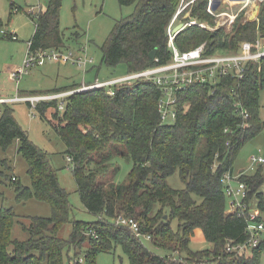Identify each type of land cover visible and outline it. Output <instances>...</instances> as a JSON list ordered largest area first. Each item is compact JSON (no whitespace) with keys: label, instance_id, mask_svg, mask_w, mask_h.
<instances>
[{"label":"trees","instance_id":"obj_1","mask_svg":"<svg viewBox=\"0 0 264 264\" xmlns=\"http://www.w3.org/2000/svg\"><path fill=\"white\" fill-rule=\"evenodd\" d=\"M191 1L178 20L213 23L206 9L209 0ZM133 12L116 21L101 46V64L107 68L125 65L127 72L142 71L171 59L166 29L180 0H117ZM61 0H47L46 8L35 20V30L27 42L29 51L64 49L60 29ZM237 17L229 32H213L198 26L185 27L174 40L180 52L205 43V53L237 51L249 42L253 50L264 36V0L253 21ZM1 26V23H0ZM71 32L67 40L77 41ZM155 51L158 63L149 57ZM76 88H58L48 93ZM264 90V61L250 63L241 81L224 78L212 93L207 85H189L177 92L176 117L162 123L158 112L161 91L149 81L70 95L63 112L58 101L38 104L36 113L45 119L65 146L71 159L76 192L94 222L72 218L69 194L63 189L47 152L32 143L13 116L10 105H3L0 116V150L19 142L18 154L26 161L30 187L14 186L15 200L34 198L48 204L49 217H29L22 229L24 241L12 239L16 220L12 208H0V264H97L101 253L119 247L128 264H260L264 245L247 255L236 257L225 252L226 241L245 240L243 219L225 211L221 180L233 173V162L251 139L264 130L259 117V94ZM40 94V93H37ZM47 94V93H46ZM237 97L248 119L237 116L233 108ZM242 125H246L242 127ZM115 156L125 157L132 167L123 184H114ZM6 160L0 159V184L16 182L5 175ZM178 173L183 190L170 188L166 179ZM3 178V180H2ZM248 193L264 212V163L251 176H240ZM118 216L135 220L139 235L115 224ZM176 227L173 228V222ZM70 225L66 239L59 230ZM201 230L211 249L193 252L189 243ZM148 236L146 241L143 237ZM148 242V245L145 244ZM156 251H163L159 255ZM82 259V262H79Z\"/></svg>","mask_w":264,"mask_h":264},{"label":"rangeland","instance_id":"obj_2","mask_svg":"<svg viewBox=\"0 0 264 264\" xmlns=\"http://www.w3.org/2000/svg\"><path fill=\"white\" fill-rule=\"evenodd\" d=\"M214 1L215 5L220 4L221 9H224L223 0ZM36 4H39L41 10L44 11L47 0H0V96H14L15 90L21 95L23 93L46 94L58 88L73 85L79 87L82 84H92L96 80L104 82L127 75V69L123 64L114 68H107L104 64H101L100 48L105 43L115 22L130 15L133 12V7H121L117 0H61L59 21L60 29L64 32L66 41L65 48L67 49H64L74 56L91 59L92 63L83 71L70 63L48 62L30 69L17 85L12 82L9 79V73L22 64L28 51L27 42L31 39L35 30V19L27 12L29 6ZM15 9L18 11H15ZM212 19V24H214V18L212 17ZM246 20L247 18L242 19V21ZM231 29L224 28L223 30L229 32ZM73 31L79 35L78 40L75 42L67 40ZM10 34L15 35L17 39H10ZM82 48H84V51H82ZM259 105V117L264 122V90L259 94ZM10 106L14 118L26 131L29 140L48 153L60 186L69 194V202L73 209L72 218L85 223L94 222L96 217L88 213L80 202L72 176V165L67 161V156L64 155L65 146L58 135L45 119H41L35 110L30 109L28 104L20 102ZM2 109L3 107L0 106V116ZM18 148L19 142L14 141L6 150H0V159L6 160L8 164V169L4 170L5 175L16 179V182H10L8 179L0 184V208L13 209L19 223L14 224L11 237L12 239L24 241L29 238V234L21 228L22 224L28 225L29 217H49L50 208L48 204L34 198L24 202L15 200V185L30 187L27 164L22 156L18 154ZM252 157L256 159L259 157L264 158V130L238 152L233 162V173L235 175L242 173L245 176L255 174L260 165L252 163ZM113 164L118 169L113 177V183H125L132 167L131 161L125 157L115 156ZM166 183L174 190L184 189V184L178 173L168 177ZM259 191L264 192V181ZM229 202V199L226 198V212L230 211ZM249 203L251 208L256 207L254 198ZM261 216L264 221V212ZM172 226L173 228L176 227L175 221ZM69 234L70 225L63 226L58 233L59 237L63 239H66ZM145 244L148 245V242H145ZM211 247V244L204 239L201 230L197 229L189 243V249L196 252L211 249ZM156 253L164 255L163 251H156ZM96 263L128 264L126 256L119 247L113 253L98 254Z\"/></svg>","mask_w":264,"mask_h":264},{"label":"built area","instance_id":"obj_3","mask_svg":"<svg viewBox=\"0 0 264 264\" xmlns=\"http://www.w3.org/2000/svg\"><path fill=\"white\" fill-rule=\"evenodd\" d=\"M262 1L243 0L238 10L232 11L221 9L222 6L220 4L215 5L214 0H209L206 10L214 18V24H207L205 22H197L196 20L180 22L178 20L179 16L191 2L180 0L179 6L166 29L167 46L171 53V59L168 63L154 65L142 71L127 73L126 76L104 82L96 80L92 84H82L79 87L62 92L21 95L15 90V95L10 98L0 97V106L23 102L28 104L30 109L35 110L36 106L42 102L58 101L57 109L59 112H63L67 98L70 95L104 87L106 88L107 94L113 96L115 94L114 87L120 88L130 86L139 81H149L157 85L161 91V96L157 104L160 120L165 124L172 123L176 117L177 92L189 85L198 84L207 85L213 93L222 79L229 78L239 82L244 79L250 63H261L264 61V36L258 37L254 50L249 42H245L237 51L206 54L205 43H201L191 50L180 52L174 44L176 35L185 27L189 26H198L201 29L211 32L222 28H232L240 13H243V19L247 18L249 20L248 9L258 4L260 5ZM15 11L18 10L15 9ZM41 12L40 5L36 4L29 6L27 13L36 20ZM178 25H181V28L173 32ZM9 38L12 40L17 39L13 34H10ZM65 49H47L34 52L28 50L22 64L10 71L9 79L17 85L28 74L30 69L48 62L57 64L70 63L76 65L83 71L92 63L91 59L74 56ZM82 51H84V48H82ZM153 61L154 63H158V58H154ZM232 106L237 116L243 122L249 118L246 109L237 97H234ZM245 126L242 125V127ZM251 160L252 163H257L258 165L264 163V158L262 157L257 159L252 157ZM67 161L70 163L71 159L67 157ZM241 174L238 173L235 175L234 173L228 172L224 174L221 180L224 195L230 201V211L226 213L235 214L237 217L243 219L245 223V240L241 243L226 241L225 244V252L236 257L247 255L249 252L259 249L264 245V221L261 216L262 212L257 207L251 208L249 201H247L248 190L245 183L239 180ZM12 180L15 181V177H12ZM115 224L127 227L135 235H139L137 223L133 219L118 216ZM143 238L146 241L150 239L148 236ZM79 262H82V259H79ZM260 264H264V249Z\"/></svg>","mask_w":264,"mask_h":264},{"label":"crops","instance_id":"obj_4","mask_svg":"<svg viewBox=\"0 0 264 264\" xmlns=\"http://www.w3.org/2000/svg\"><path fill=\"white\" fill-rule=\"evenodd\" d=\"M241 1H243V0H223L222 3L224 4V9L237 11L241 5ZM254 9H255V7L248 9V12L250 13L249 17L252 14V12L254 11ZM34 94H37V93H32V94L23 93L22 95H34ZM12 96H0V97H9L10 98ZM11 104H15V103H10L9 105H11Z\"/></svg>","mask_w":264,"mask_h":264},{"label":"water","instance_id":"obj_5","mask_svg":"<svg viewBox=\"0 0 264 264\" xmlns=\"http://www.w3.org/2000/svg\"><path fill=\"white\" fill-rule=\"evenodd\" d=\"M259 6H260L259 4L255 6L254 11L252 12V14H251L250 17H249V20H250V21H253V20L256 18L257 14H258ZM180 28H181V25H178V26L173 30V32H176V31H177L178 29H180ZM149 57H150L152 60L155 58V51H154V50H153L152 52H150Z\"/></svg>","mask_w":264,"mask_h":264}]
</instances>
